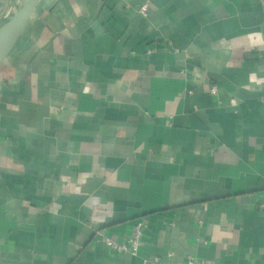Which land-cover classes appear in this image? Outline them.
Instances as JSON below:
<instances>
[{
	"label": "crops",
	"instance_id": "1",
	"mask_svg": "<svg viewBox=\"0 0 264 264\" xmlns=\"http://www.w3.org/2000/svg\"><path fill=\"white\" fill-rule=\"evenodd\" d=\"M189 256L264 264V0H41L0 65V264Z\"/></svg>",
	"mask_w": 264,
	"mask_h": 264
},
{
	"label": "water",
	"instance_id": "2",
	"mask_svg": "<svg viewBox=\"0 0 264 264\" xmlns=\"http://www.w3.org/2000/svg\"><path fill=\"white\" fill-rule=\"evenodd\" d=\"M13 0H5L0 18H3L9 10V5ZM41 0H18L17 8L5 24L0 27V65L11 53L20 37L25 32L32 13Z\"/></svg>",
	"mask_w": 264,
	"mask_h": 264
},
{
	"label": "built area",
	"instance_id": "3",
	"mask_svg": "<svg viewBox=\"0 0 264 264\" xmlns=\"http://www.w3.org/2000/svg\"><path fill=\"white\" fill-rule=\"evenodd\" d=\"M145 10V7L142 8V11ZM209 93L212 96H218L220 94V88L218 85H212L209 89ZM143 223H138L135 227L134 233L132 235V238L130 239L129 243H118L115 242L107 237H103V243L112 249L117 254H125L128 253L134 257L138 255V250L140 246V241L142 238V231H143ZM145 262H148L146 260ZM152 262L154 264H160V259L154 258L152 259ZM188 264H204L203 262L198 261L195 257L189 256L188 257Z\"/></svg>",
	"mask_w": 264,
	"mask_h": 264
},
{
	"label": "rangeland",
	"instance_id": "4",
	"mask_svg": "<svg viewBox=\"0 0 264 264\" xmlns=\"http://www.w3.org/2000/svg\"><path fill=\"white\" fill-rule=\"evenodd\" d=\"M2 1V2H1ZM0 1V11L3 8V0ZM18 5V0H13L9 5L8 13H13ZM4 22V18H0V25Z\"/></svg>",
	"mask_w": 264,
	"mask_h": 264
},
{
	"label": "trees",
	"instance_id": "5",
	"mask_svg": "<svg viewBox=\"0 0 264 264\" xmlns=\"http://www.w3.org/2000/svg\"><path fill=\"white\" fill-rule=\"evenodd\" d=\"M1 1V0H0ZM2 2V1H1ZM4 3H5V0H3V7H4ZM17 8V7H16ZM2 10H3V8H2ZM1 10V11H2ZM16 10V9H15ZM0 11V12H1ZM15 12V11H14ZM14 12L13 13H7L3 18H4V22L0 25V27L3 25V24H5L8 20H10L11 19V17L13 16V14H14Z\"/></svg>",
	"mask_w": 264,
	"mask_h": 264
}]
</instances>
